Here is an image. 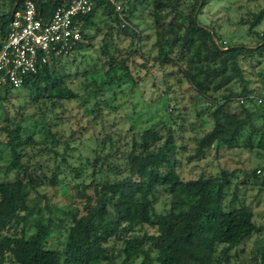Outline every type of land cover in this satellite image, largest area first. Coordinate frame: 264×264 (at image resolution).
Segmentation results:
<instances>
[{
	"label": "trees",
	"instance_id": "trees-1",
	"mask_svg": "<svg viewBox=\"0 0 264 264\" xmlns=\"http://www.w3.org/2000/svg\"><path fill=\"white\" fill-rule=\"evenodd\" d=\"M8 1V5H2L0 38L8 30L12 12L24 0ZM33 1L44 18L61 2ZM206 3L207 0H94L93 11L83 18L82 42L74 47L71 56L83 49L84 41L91 42L96 37L90 32H98V19L105 16L111 23L110 31L103 37V56L98 61L107 69L100 81L84 76V92L94 88L84 95L102 98L123 76L132 80L128 63L134 58L162 69L173 67L177 76L173 72L166 75L174 74L175 82L185 83L190 91L189 102L205 100L214 107L209 112L212 129L199 139L188 160L204 157L213 143L215 149L242 144L243 149L264 151V113L257 108L254 113L246 106L250 103L256 107L257 101L264 105V96L255 93L249 78L251 69L256 68L264 84V33H254V45L222 42L215 28L199 19ZM137 9L141 10L143 30L132 21ZM262 19L264 12H259L243 23L249 24L248 30L253 32ZM111 31L124 33L130 48L125 52L116 50ZM71 56L56 59L30 76L22 89H6L0 94L1 106L12 93L24 90L36 108L26 117L20 108H14V116L7 112L5 117L0 116V264H132L139 258L141 264H230V251L252 235L258 234L264 241V227L255 224L253 210L243 203L236 205L235 193L225 202L233 173L222 170L218 175L193 180L181 178L176 154L184 147L175 144L172 126L163 122L132 132L129 145L122 151L117 143L126 136L119 140L109 137L107 151L106 140L97 143L95 153L99 155L91 164L89 184L81 181L71 186L77 192L82 188L83 212L74 209L68 212L67 224L59 221L66 232L62 249L47 247L53 227L49 202L43 208L37 201L28 203L19 213L15 188L22 186L39 194L40 188L55 190L62 185L69 191L70 179L65 177L69 173H63V165L69 171L74 168L66 161L67 144L59 153L58 140L46 130L37 98L61 103L81 97L51 69ZM236 84L238 90L233 91L230 87ZM235 100L240 111L231 113L229 108ZM256 114L261 115L260 122ZM33 117L38 121L31 120ZM37 130L38 139L32 136ZM100 159L102 164L97 166ZM123 173L126 176L119 181H110L106 176ZM76 175L77 180L80 172ZM249 177L259 176L253 171ZM86 187L93 188V196L85 194ZM163 197L168 198V203H163L159 212L156 203ZM43 210L47 216H43ZM259 256L260 264H264V251Z\"/></svg>",
	"mask_w": 264,
	"mask_h": 264
},
{
	"label": "rangeland",
	"instance_id": "rangeland-1",
	"mask_svg": "<svg viewBox=\"0 0 264 264\" xmlns=\"http://www.w3.org/2000/svg\"><path fill=\"white\" fill-rule=\"evenodd\" d=\"M8 2V0H0V16L4 12L2 5ZM259 12H264V0H207L199 19L203 23L213 26L222 42L254 45L257 42L254 33H264V19L259 26L253 29V32L248 30L249 24L243 22L247 19L251 20L253 14ZM132 19L139 28L142 30L145 28L141 10L137 9ZM110 24L109 20L101 15L98 19V32L95 33V29L90 32L96 37L91 42L90 40L84 41V47L80 52L51 68L60 75L68 87L81 97L69 101L63 100L61 103L49 102L42 97L37 98L44 122L47 125L46 130L54 134L55 139L58 140L59 153L63 152L65 144H67L66 161L74 168L69 171L63 165V173H69L67 176L65 175L67 180L70 179L69 191L67 193L61 185L55 190L40 188L39 194H36L18 186L15 188L14 196L18 212L22 213L24 206L28 203L37 201L38 205L43 208L44 203L48 201L53 227L47 238L46 246L56 250L62 249L66 232L59 225V221H62L64 225L67 224L70 220L68 212L74 209L79 210L80 214L83 212L82 188H80V192H77L71 186L77 182L81 183V181L85 185L89 184L92 172L91 164L99 155V152L95 153L97 143L106 140L105 151H107L109 137L112 140H119L126 136L117 143L120 147L119 150L122 151L129 145L132 132L166 122L174 130L175 144L184 147L176 154L181 178L186 181L193 180L201 176L218 175L222 170L233 173L235 177L226 193L225 202L227 203L235 193L238 198L236 205L240 203L248 205L254 212L255 224L258 227H264V151L243 149L240 147L242 144L230 148L215 149L216 145L213 143L204 157L198 160H188L187 158L193 154L199 139L212 129L213 121L209 112L214 107H209V103L205 100L189 102L190 91L185 83L175 82V68L167 66L162 69L159 66H152L150 63L145 64L142 59L134 58L133 62L128 63L132 80L123 76L121 82L113 85L114 90L110 93L105 91L102 98L84 95L86 92L94 90V88H88L84 92V78L94 76L97 81H100L105 77L107 67H101L102 63L98 61V57L103 56L101 43L105 34L110 31ZM110 34L116 50L125 52L130 48V40L124 33L111 31ZM150 44L151 41L147 43V49ZM155 52L153 50V54ZM172 72L174 74L171 76L166 75ZM250 72L249 78L254 82L252 86L255 87V93L264 96V84L257 77L258 69H251ZM90 80L88 79V81ZM230 88L233 91L238 90L237 84L231 85ZM257 104L259 105L254 107L253 104L246 103V106L254 113L256 108L260 110L258 111L260 114L264 113V105L260 101H257ZM21 107H23L22 110ZM34 107L29 103L26 91L21 90L12 93L8 101L1 103L0 116L5 117L6 112L14 116V108H20L26 117L36 109ZM173 108L176 109L173 110ZM229 111L231 113L240 111L236 100L231 103ZM259 117L257 122L262 120L261 115ZM31 120L38 121L37 117H33ZM39 134L37 130L32 136L38 139ZM125 142L127 143L125 144ZM1 162L0 159V164ZM101 164L102 160L100 159L97 166ZM120 164L123 166L122 162ZM105 166L106 163L102 167L105 168ZM77 168H81L80 171H77ZM253 171H255V175L259 176L258 178H248V175H251ZM77 172H80V177L76 180ZM104 176L102 175L101 179ZM106 176L110 181H119L126 174H107ZM84 192L93 196L92 187H86ZM165 202L168 203L167 197L161 198L156 203L157 211H161ZM42 214L47 216L45 210L42 211ZM263 251V237L258 234L252 235L238 248L230 251V264H260L259 253L261 254ZM132 264H141V258ZM151 264L157 263L152 262Z\"/></svg>",
	"mask_w": 264,
	"mask_h": 264
},
{
	"label": "built area",
	"instance_id": "built-area-1",
	"mask_svg": "<svg viewBox=\"0 0 264 264\" xmlns=\"http://www.w3.org/2000/svg\"><path fill=\"white\" fill-rule=\"evenodd\" d=\"M94 5V0H61L44 18L33 0H24L12 12L8 30L0 38V94L6 89H22L30 76L56 59L71 56L82 42L83 18Z\"/></svg>",
	"mask_w": 264,
	"mask_h": 264
}]
</instances>
